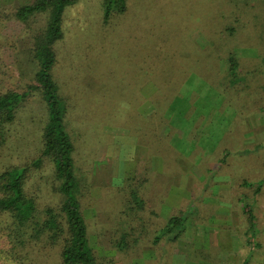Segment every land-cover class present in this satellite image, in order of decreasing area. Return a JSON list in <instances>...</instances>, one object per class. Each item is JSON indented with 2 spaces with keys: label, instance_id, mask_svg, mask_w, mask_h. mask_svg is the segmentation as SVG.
<instances>
[{
  "label": "rangeland",
  "instance_id": "374dc122",
  "mask_svg": "<svg viewBox=\"0 0 264 264\" xmlns=\"http://www.w3.org/2000/svg\"><path fill=\"white\" fill-rule=\"evenodd\" d=\"M30 1L0 0V92L26 93L0 170L39 155L49 119L28 92L48 17H14ZM125 1L108 17L103 0H78L54 45L90 246L101 264H264V0ZM221 173L233 189L220 191ZM43 174L33 188L46 203ZM188 176L202 191L182 198Z\"/></svg>",
  "mask_w": 264,
  "mask_h": 264
},
{
  "label": "trees",
  "instance_id": "16d2710c",
  "mask_svg": "<svg viewBox=\"0 0 264 264\" xmlns=\"http://www.w3.org/2000/svg\"><path fill=\"white\" fill-rule=\"evenodd\" d=\"M77 1L31 0L14 13L22 24L38 15L48 17L45 29L34 37L37 85H31L28 92L35 89L42 93L49 119L39 155L23 165L0 170L1 264H47L53 257L57 264H101L89 243L72 158L74 147L65 131L63 99L52 77L56 64L54 45L63 36V15ZM103 4L108 17L126 11L125 0H103ZM25 94L0 92V148L11 136L8 127L16 121ZM48 168L52 170L49 187L54 198L42 203L34 191L33 179L42 177ZM181 219L173 217L169 223L174 225ZM119 244V249L128 245Z\"/></svg>",
  "mask_w": 264,
  "mask_h": 264
},
{
  "label": "crops",
  "instance_id": "0c3cea01",
  "mask_svg": "<svg viewBox=\"0 0 264 264\" xmlns=\"http://www.w3.org/2000/svg\"><path fill=\"white\" fill-rule=\"evenodd\" d=\"M256 121V123H257V125H256V127L255 128H264V126L262 125V120L260 119V121L258 122L257 120H255ZM177 133L179 134V131H177ZM247 140L248 139H244V144L243 145H245V144H247L246 142H247ZM246 141V142H245ZM235 162H236V159L234 160ZM247 160H246V158H243V159H241V162H246ZM219 165H222V166H227L226 164H225V162H223V164H219ZM221 174H223V173H221ZM224 176H221V177H224V180H226V181H223V182H221V184L220 183H218V184H220L219 186H220V191H224V192H227L226 190H230V189H233V185H232V178L230 177V176H228L227 174H223ZM184 182V181H183ZM220 182V181H219ZM230 183V184H229ZM182 198H183V196H184V193H185V191L187 190L188 191V196H190V194L189 193H192L193 195H196V196H198V191H202L201 190V187H200V185H199V183H196V181L193 183V184H191L190 183V176H188V178H187V182H184L183 183V185H182ZM258 191V190H257ZM183 203H184V199H183V202H182V204L181 205H183ZM221 207H223L224 208V211H221V212H219V216H220V218L219 217H217L218 219H220V220H222V221H225V222H230V218H232V220H233V215H231L232 214V211H233V209H232V207H231V204L230 203H228L227 205H225V206H221ZM236 220H239L238 218H236V217H234ZM232 226V225H231ZM225 228H227V227H225ZM234 228V227H233ZM237 235H239V234H237ZM237 235H235V234H233V235H231V238H229V241H226V242H224L226 245H231V244H235L236 243V241H237V238H235V237H237ZM249 234H242V237L244 238V242H247V243H249ZM225 258H227V256L225 255Z\"/></svg>",
  "mask_w": 264,
  "mask_h": 264
}]
</instances>
